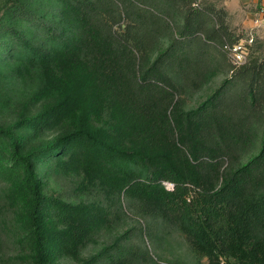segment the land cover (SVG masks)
<instances>
[{
	"label": "trees",
	"instance_id": "obj_1",
	"mask_svg": "<svg viewBox=\"0 0 264 264\" xmlns=\"http://www.w3.org/2000/svg\"><path fill=\"white\" fill-rule=\"evenodd\" d=\"M0 38V84L9 59L23 72L67 64L57 71L68 76L60 96L0 123V202L21 213L8 233L30 264H48L50 243L72 250L113 214L112 201L46 194L48 169L65 157L116 203L123 195L170 220L208 264H264V57L233 65L224 47L240 39L222 21L190 0H12ZM215 45L231 79L185 109L186 87L217 71ZM86 92L119 109L124 141L85 125L94 98ZM74 111L73 128L59 124ZM110 248L82 264L110 261Z\"/></svg>",
	"mask_w": 264,
	"mask_h": 264
},
{
	"label": "rangeland",
	"instance_id": "obj_2",
	"mask_svg": "<svg viewBox=\"0 0 264 264\" xmlns=\"http://www.w3.org/2000/svg\"><path fill=\"white\" fill-rule=\"evenodd\" d=\"M12 0H0V13L5 4ZM194 8L201 9L215 23L222 21L233 35L239 38L248 48L247 57H264V19L258 14L259 4L256 0H190ZM1 39V38H0ZM210 48L209 58L217 70L209 78L194 79L193 85L186 87L182 95L184 108L193 109L215 91L220 90L225 81L231 79L230 66L219 52L220 45ZM217 48V49H216ZM2 58V55L0 54ZM14 59L7 60L5 83L0 84V123L15 119L21 105L28 104L27 111L35 113L43 104H50L60 96L61 89L68 76L59 68L42 72H23L15 66ZM184 82V81H183ZM200 82L202 84H200ZM92 96L88 104L86 126L99 128L103 137L113 142H122L125 137L119 133L124 122L112 105V101L102 94L86 92ZM76 111L61 119L59 124L73 128L76 123ZM119 115H121L119 113ZM58 124V125H59ZM69 158L51 166L44 180L45 192L54 198L69 203L99 202L106 206L107 200L113 204V214L102 225L96 227L72 250H59L50 243L48 264H82L90 256L104 248H110V257L100 258L102 264H208L206 258L199 257L180 229L158 212L145 210L140 204L123 195L119 197L108 190L98 179L83 171L69 166ZM170 187L169 183L164 184ZM17 214L20 211L4 202H0V264H30L28 251L13 233Z\"/></svg>",
	"mask_w": 264,
	"mask_h": 264
},
{
	"label": "built area",
	"instance_id": "obj_3",
	"mask_svg": "<svg viewBox=\"0 0 264 264\" xmlns=\"http://www.w3.org/2000/svg\"><path fill=\"white\" fill-rule=\"evenodd\" d=\"M256 2H258L259 4V11L257 15L260 18L256 19V22H259V20L264 19V0H256ZM248 40L250 44L251 38H249ZM245 44L248 43H244L243 40H239L233 45H225L224 49L233 65L240 66L246 63L248 48Z\"/></svg>",
	"mask_w": 264,
	"mask_h": 264
}]
</instances>
